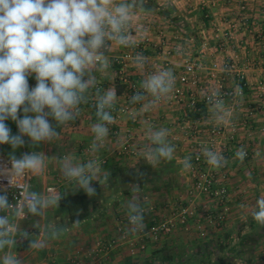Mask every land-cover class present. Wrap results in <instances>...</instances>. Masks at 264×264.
<instances>
[{
	"label": "crops",
	"instance_id": "1",
	"mask_svg": "<svg viewBox=\"0 0 264 264\" xmlns=\"http://www.w3.org/2000/svg\"><path fill=\"white\" fill-rule=\"evenodd\" d=\"M215 1V5L208 8L202 6L201 0H145V7L152 11H137L130 24L131 32L135 34L134 40L149 38L142 50L147 57L145 72L171 66L177 77V86L179 74L188 60L202 63L200 81L198 84L187 85L186 91L198 97V105L205 106L203 116H192L199 109L198 105L190 110L191 117L184 116L183 111L188 108L173 98L137 122L125 118L127 114L118 116L115 124L118 134H110L99 153V159L107 160L102 167L110 176L117 166L124 169L137 167L142 159L138 155L119 156L118 147L124 141H129L136 143L139 150L143 148L147 142L143 134L145 119L156 127L169 129V141L176 146L173 158L175 166H171L170 162H162L153 168L151 181L139 186L138 195L145 202V223L149 227L153 218L164 217L163 214L167 212L165 204L172 201L171 198H175L178 192L183 191L186 195L187 187L192 183L191 170L182 171L180 162L190 155L188 146L194 143L188 137L190 130L186 127L199 125L198 138L204 140L208 137V128L215 125L208 114L205 94L218 90L220 82L224 88L231 90L235 85H240L243 96L227 100L233 115L231 124L224 126L225 135L236 129L238 141L232 149L225 150L224 155L229 163L219 170L227 175L231 193L225 223L220 228L206 224L204 230L195 231L196 222L191 221L188 225L178 227L172 234L164 235L158 242L148 243L145 249L134 256L128 253L126 244H121L110 256L108 264H236L226 256L224 239L227 234L233 235V231L238 237L244 234L245 229L240 231L234 227L238 222H244V227L251 228L247 235L260 239L258 245L248 244L250 259L246 263L264 264V227L257 225L251 218L255 201L264 196V0ZM178 46L183 48L182 56L176 54ZM127 52L125 48L113 46L106 53L112 61L107 77L96 74L104 88L116 90L117 109L126 104L130 87L138 85L145 74L137 71L132 64L135 53ZM215 63L218 65L216 71L213 70ZM228 66L232 68L228 69ZM35 84L34 76L29 77L30 87ZM93 122L94 109L90 103L84 106L82 115L76 121L63 129H57L61 132L60 140L54 143L42 142L33 147L25 137L26 144L16 149L15 154L19 156L23 152L40 151L50 158H61L64 154L72 153L87 159L85 153L91 141L89 126ZM6 124L13 134L18 132L15 122L8 120ZM241 146L249 151V157L243 163L233 159L235 151ZM223 147L222 144L221 149ZM11 151L10 145H0V153L8 156ZM257 152L260 156L255 155ZM52 185L64 194H85L82 190H74L61 176L55 160L49 162L42 176L34 177V190L46 192L47 187ZM93 185L97 195L91 198L87 196L89 214L80 220L78 227L72 225L74 221L70 213L61 204L58 209L48 210L45 218L29 215L19 222L20 229L32 236L39 235V229L34 225L42 224L45 220L62 224L66 229L61 239L50 242L46 249L39 252L30 251L28 241L17 236L15 251L24 264H72L71 258L76 249H88L97 238L120 236L116 230V218L126 215L124 203L132 195L133 185L127 191L111 180L106 187L97 182H93ZM202 200L213 214L218 212L219 206L215 202L199 197V201ZM241 204L247 207L242 209ZM221 230L227 231L221 233Z\"/></svg>",
	"mask_w": 264,
	"mask_h": 264
},
{
	"label": "clouds",
	"instance_id": "2",
	"mask_svg": "<svg viewBox=\"0 0 264 264\" xmlns=\"http://www.w3.org/2000/svg\"><path fill=\"white\" fill-rule=\"evenodd\" d=\"M137 11L149 13L152 9L145 7V0H0V145L12 149L7 162L0 163V180L7 182L0 184V213H4L0 215V264H24L15 251L17 236L28 241L30 251L39 252L65 233L64 225L46 220L34 225L39 235L20 229V221L29 215L45 218L48 210L58 209L64 198L65 194L55 188L40 192L29 182L42 176L50 161L57 162L61 176L74 190H82L90 198L97 195L93 182L108 185L110 173L102 167L99 153L110 136V126L117 122L118 96L111 87L101 88L96 74L107 77L112 61L106 53L113 46H138L135 34L129 31ZM176 54H184L181 46ZM132 64L145 73L129 100L139 107L130 109L125 117L136 121L172 99L177 77L171 66L145 72L147 57L142 51L134 54ZM32 76L34 87L29 85ZM226 95L218 90L205 94L209 117L218 126L232 122ZM231 95L243 96L240 85L234 86ZM90 103L95 122L89 126L87 159L72 153L61 158H50L40 151L15 154L26 144L25 137L33 147L60 140L57 129L76 121ZM8 120L15 122L16 134L6 124ZM143 134L147 142L138 151L139 158L153 168L173 160L176 146L169 141L168 128L156 127L145 119ZM201 152L211 170L219 171L229 163L213 148L205 146ZM246 156L241 146L233 159L243 163ZM180 164L182 171L189 172L192 156H185ZM9 187L19 190L15 203L9 202ZM138 192L139 186L133 185L132 195L124 203L130 235L146 230L147 209ZM251 218L264 227V196L255 201ZM79 224V219L72 223L76 227Z\"/></svg>",
	"mask_w": 264,
	"mask_h": 264
},
{
	"label": "built area",
	"instance_id": "3",
	"mask_svg": "<svg viewBox=\"0 0 264 264\" xmlns=\"http://www.w3.org/2000/svg\"><path fill=\"white\" fill-rule=\"evenodd\" d=\"M215 5V0H202V6L208 5V3ZM226 1V0H225ZM131 32V28H129ZM138 45L135 48H125L129 54L136 53L144 50L149 38L135 40ZM228 69H231L229 66ZM203 65L197 60H188L183 71L179 74L178 81L179 85L175 87L173 100L178 103H184L188 110L196 108L199 104V99L194 94H188L186 86L189 84H198L202 77ZM218 65L213 64V70H217ZM100 87L104 88L103 84L100 83ZM219 89L222 94H227L225 98L235 99L231 93L233 90L224 88L222 83L219 84ZM138 85L130 87L126 99L125 105H121L115 115L123 116L129 112L130 109L138 107V105H131L129 103L132 94L137 91ZM137 122V120L135 121ZM115 124L110 126L111 133L116 135L117 130L114 128ZM194 128L188 126L186 129H193L194 133L191 135V139L194 141L195 149L192 150V164L191 175L193 178L192 183L187 187V194H178L175 202L166 203L167 212L164 213L163 218H153L152 224L146 227L144 232L130 235L128 233V220L127 216H118L116 218V230L119 237H108V238H97L93 245L88 249L78 248L75 250L72 258V264H108L109 258L112 253L121 245L126 244L127 251L131 256H134L138 251L143 250L147 247L150 242H158L164 235L172 234L178 227L188 225L191 221L196 222L197 228L202 231L206 227V224L216 225L225 222L230 202V193L228 190L227 177L221 176L219 171L211 170L204 161L201 149L202 147H210L215 150L222 152L224 155L225 150H230L233 147V143L238 141V135L236 129L225 135L222 126L213 125L208 128L207 136L205 140L198 139L197 132H200L199 125H193ZM222 144L224 149H221ZM139 148L132 145L129 141H124L118 149L117 153L119 156H136ZM247 156H249V151ZM88 154V150L85 153ZM225 156V155H224ZM6 155L0 153V163L7 162ZM199 157V158H198ZM102 164L107 163L106 159H100ZM34 187V177L29 180ZM6 181L0 180V184L6 185ZM57 189L56 186H49ZM47 187V189L49 188ZM7 194L9 202L15 203L19 198V190L15 188H7ZM204 195V198H209L211 202H215L219 206V210L216 214H213L207 204L199 201V197ZM203 203V204H202ZM28 218V217H27ZM155 219V220H154Z\"/></svg>",
	"mask_w": 264,
	"mask_h": 264
},
{
	"label": "trees",
	"instance_id": "4",
	"mask_svg": "<svg viewBox=\"0 0 264 264\" xmlns=\"http://www.w3.org/2000/svg\"><path fill=\"white\" fill-rule=\"evenodd\" d=\"M199 109L192 114L193 118H200L205 113V106L198 105ZM153 178V167L148 165L143 159L137 167L124 169L122 166H117L113 169L110 180L122 187L125 190L130 185L144 186ZM127 191V190H126ZM61 206L67 208L72 221L81 220L89 214V202L86 194L71 193L65 194L60 201Z\"/></svg>",
	"mask_w": 264,
	"mask_h": 264
},
{
	"label": "rangeland",
	"instance_id": "5",
	"mask_svg": "<svg viewBox=\"0 0 264 264\" xmlns=\"http://www.w3.org/2000/svg\"><path fill=\"white\" fill-rule=\"evenodd\" d=\"M202 1V0H201ZM223 1H225V0H223ZM206 3H208V5H205L206 7H208V6H213L211 3H209L208 1L206 2ZM215 3H216V1H215ZM204 6V5H203ZM209 8V7H208ZM131 28V27H130ZM112 50V49H111ZM230 98H227L226 100H229ZM191 113L192 112H190V110H188V109H186L185 111H183V115L184 116H186V117H191ZM216 125V124H215ZM212 127V126H211ZM114 128H115V126H114ZM192 128H194V127H192ZM188 129V130H190V131H188V137H191V135L194 133V130L193 129ZM116 129V128H115ZM199 129V128H198ZM222 129H225V127L224 126H222ZM198 131V130H197ZM225 131V130H224ZM202 132V131H201ZM226 132V131H225ZM118 134V131H117V133H116V135ZM198 136H199V132H197L196 133ZM229 134V133H228ZM199 139V138H198ZM201 140V139H200ZM204 140H205V138H204ZM174 141L175 142H177L175 139H174ZM132 145H137L136 143H134V142H130ZM232 145H234V143L232 144ZM189 147V149H190V155H191V153H192V150H194L195 149V144L194 143H191V146H188ZM233 148V147H232ZM132 156V155H131ZM249 157V156H248ZM174 160L175 159H173L172 161H170V163H171V166H175V164H174ZM208 166V165H207ZM209 167V166H208ZM220 173V175L221 176H223V175H225V174H223V172H219ZM187 176H188V174H187ZM226 177H227V175H225ZM189 177H190V173H189ZM191 177H192V175H191ZM179 178V177H178ZM191 181H193V178H192V180ZM228 182V181H227ZM125 188V187H124ZM230 187H229V184H228V190H229V193H230V189H229ZM186 194H187V192H185ZM178 194H183V191L182 192H178ZM231 194V193H230ZM178 196V195H177ZM177 196L175 197V198H171V200L172 201H170L169 203H173V202H175V200H176V198H177ZM200 197H203L204 198V195H201ZM208 201L209 202H211V200L208 198ZM225 222H223V224H224ZM221 225H222V223L221 224H216V227L217 228H220L221 227ZM244 225H245V223L244 222H238L237 224H235V226L234 227H237L236 229H240V231L243 229H245V232H244V234H241V236L240 237H238L237 236V234H236V232L235 231H233L232 233H233V235L231 234H227L228 236L227 237H225V244H226V246H225V250H226V256H228V257H230V258H232L234 261H235V263L236 264H247L246 263V261L248 260V259H250V254H248L247 252H249L250 251V247H247L248 246V244L249 243H253V245H258L259 244V241H260V239L259 238H257V236H252V235H247V234H249L250 233V227H248V228H246V227H244ZM196 226V225H195ZM213 226H215V225H213ZM243 226V227H242ZM207 227V226H206ZM195 229V231H198L199 229L197 228V226H196V228H194ZM233 230H235L234 228H233ZM222 232L221 233H224V231H227V230H221Z\"/></svg>",
	"mask_w": 264,
	"mask_h": 264
}]
</instances>
